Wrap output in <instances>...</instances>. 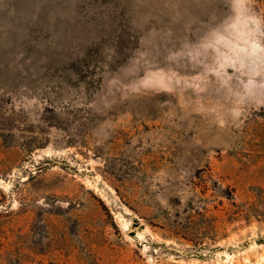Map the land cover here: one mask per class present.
Segmentation results:
<instances>
[{
	"label": "rangeland",
	"instance_id": "rangeland-1",
	"mask_svg": "<svg viewBox=\"0 0 264 264\" xmlns=\"http://www.w3.org/2000/svg\"><path fill=\"white\" fill-rule=\"evenodd\" d=\"M0 264H264V0H0Z\"/></svg>",
	"mask_w": 264,
	"mask_h": 264
},
{
	"label": "bare ground",
	"instance_id": "bare-ground-1",
	"mask_svg": "<svg viewBox=\"0 0 264 264\" xmlns=\"http://www.w3.org/2000/svg\"><path fill=\"white\" fill-rule=\"evenodd\" d=\"M256 247H259V246H257V245L252 241V242L249 244V247H248L247 250H251V249H254V248H256ZM222 255H223V257H225V261H230V260L232 259V257L229 256V255L226 254V253H222ZM246 262H248V261L246 260Z\"/></svg>",
	"mask_w": 264,
	"mask_h": 264
}]
</instances>
